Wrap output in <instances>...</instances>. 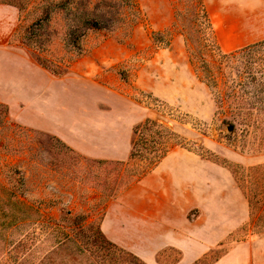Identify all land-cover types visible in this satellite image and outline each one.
<instances>
[{
	"label": "rangeland",
	"instance_id": "374dc122",
	"mask_svg": "<svg viewBox=\"0 0 264 264\" xmlns=\"http://www.w3.org/2000/svg\"><path fill=\"white\" fill-rule=\"evenodd\" d=\"M9 1L22 9L0 0V59L11 60L5 53L20 52L44 59L50 69L92 59L89 73H98L87 79V88L76 82L70 92L68 83H61V97L73 101L75 92L81 101L91 93L104 110L109 100L128 101L129 106L116 104L114 111L121 120L126 116L118 131H129V136L123 159L88 158L49 133L19 124L0 103V264H146L104 233L101 237L98 229L106 208L121 203L126 191L138 184L128 194L133 201L142 188L151 190L160 182L152 176L156 168L135 181L134 171L147 164L129 157L132 129L146 118L163 132L169 155L163 169L172 174L173 192L199 202L190 216L202 210L220 213L221 232H228L193 264H211L236 243L262 247L264 143L260 132L232 114L221 87L203 82L190 58L187 35L206 33L199 0H68L67 9L52 8L60 0ZM221 1L204 3L212 25L208 38L222 51L264 37L260 15L253 28L240 24L218 31L212 19L220 7L234 4L236 18L246 15L245 0ZM47 4L52 11L40 29L33 23ZM85 16L99 28L81 34ZM73 26L82 35L80 55L71 43ZM227 42L229 48L224 47ZM212 196L217 204L210 202ZM180 256L179 250L168 248L158 260L176 264Z\"/></svg>",
	"mask_w": 264,
	"mask_h": 264
},
{
	"label": "crops",
	"instance_id": "0c3cea01",
	"mask_svg": "<svg viewBox=\"0 0 264 264\" xmlns=\"http://www.w3.org/2000/svg\"><path fill=\"white\" fill-rule=\"evenodd\" d=\"M245 1L246 15L243 17L234 16L233 11H237L234 4L220 7V12L212 19L218 31L221 27L227 31L240 28V24L242 28H251L258 15L264 21V0ZM226 10H229L228 14L224 13ZM261 39L264 37L256 41ZM224 47H230L228 42ZM5 54H10L11 60L0 59V103L7 106L12 119L27 128L53 135L82 156L109 160L124 158L128 151L129 131L121 134L118 122L123 124L126 116L121 120V114L116 117L114 109L116 104L129 106L128 101L109 100V109L104 110L88 91L90 98L81 101L75 99V92L73 101L61 97V83H68L70 92L72 88L75 90L76 82L87 88V79L98 73L97 69L89 73L94 66L92 59L76 60L58 76L28 54ZM71 81L74 84H70ZM168 158L169 155L152 173V176L160 177L157 187L142 188V195L132 201L128 194L138 184L134 185L121 196L124 197L121 203L106 208L100 227L110 241L146 264H160L159 252L168 248L180 251L176 264H193L215 248L228 232H221L220 213L202 210L190 216L199 202L194 197L184 199L180 191L173 192L172 174L163 169ZM174 180L180 184L179 179ZM141 182L139 186H142ZM209 200L214 204L219 202L216 196ZM262 242V247L247 241L236 243L211 264H264Z\"/></svg>",
	"mask_w": 264,
	"mask_h": 264
},
{
	"label": "trees",
	"instance_id": "16d2710c",
	"mask_svg": "<svg viewBox=\"0 0 264 264\" xmlns=\"http://www.w3.org/2000/svg\"><path fill=\"white\" fill-rule=\"evenodd\" d=\"M2 3L15 7L21 12V6L14 1L2 0ZM55 5L67 9L69 1L60 0L53 4L52 8H55ZM199 6V17L204 21L206 33H201L198 37H195L193 33L187 35L186 44L190 58L196 63L203 82L209 87H221V93L227 97L232 114L240 117L242 122L250 124L255 129V133L260 132L261 141L264 143V39L229 52L222 51L211 38H208L212 25L204 0H199ZM51 11V5H45L40 12V17L33 24H40L41 29L42 23L48 20ZM80 26L83 30L81 34L99 28L95 20L86 16L82 18ZM197 26L196 32L199 33L202 27L199 23ZM208 30L209 34L207 33ZM81 34L78 33V28L72 27L70 32L72 35L71 43L76 50V55L82 53ZM40 45H42L41 42ZM213 50L218 54L213 55L211 53ZM36 60L42 67L58 76L63 75L71 63L68 61V64L62 69L61 67L50 69L44 59L36 56ZM5 108L8 111L7 106ZM234 123H230L233 128ZM162 140V130L151 119L146 118L142 123L133 127L129 157L144 159L147 164L145 168L134 171V179L137 178L135 181L143 179L151 173L167 156L168 149ZM248 202L251 206L252 200L249 197ZM98 229L99 234L104 238L100 226ZM106 242L112 244L108 239H105Z\"/></svg>",
	"mask_w": 264,
	"mask_h": 264
}]
</instances>
